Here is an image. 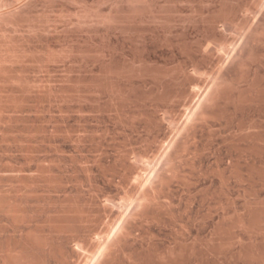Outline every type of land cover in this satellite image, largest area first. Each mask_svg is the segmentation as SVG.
Listing matches in <instances>:
<instances>
[{"label":"rangeland","instance_id":"374dc122","mask_svg":"<svg viewBox=\"0 0 264 264\" xmlns=\"http://www.w3.org/2000/svg\"><path fill=\"white\" fill-rule=\"evenodd\" d=\"M1 1L0 42L26 52L0 73V194L23 198L29 220L0 214V237L38 228L73 250L63 264L113 239L112 264H264L259 0H226L227 22L221 0ZM219 70L234 85L200 117Z\"/></svg>","mask_w":264,"mask_h":264},{"label":"bare ground","instance_id":"6f19581e","mask_svg":"<svg viewBox=\"0 0 264 264\" xmlns=\"http://www.w3.org/2000/svg\"><path fill=\"white\" fill-rule=\"evenodd\" d=\"M134 1V0H133ZM136 1V0H135ZM217 1V0H216ZM219 1V0H218ZM222 2L224 1V0H221ZM227 1H229V0H227ZM235 1V0H234ZM1 2H3V0L1 1ZM13 2V1H12ZM132 2V1H131ZM140 2V1H139ZM220 2V1H219ZM219 3V4H221L218 8H216V10L215 9H213V11L215 10V12H216V14H218V15H216L217 16V18L216 19H218V18H220V21L223 19L224 21H226V20H228L231 16H232V14H233V5H234V3L232 4V6H230V3L228 4L227 2H226V0L223 2V3ZM7 3V2H6ZM5 3V4H6ZM232 3V2H231ZM239 3V2H238ZM3 5H5L4 3H2ZM1 4V6H3ZM115 4H116V2H115ZM134 4H136V3H134ZM150 4V3H149ZM236 4H237V2H236ZM10 5V4H9ZM139 5V4H138ZM137 5V6H138ZM142 5V4H141ZM211 5V4H210ZM238 5V4H237ZM257 5H259V7H260V9L262 8V10L263 11H261L262 13H264V0H259L258 1V3L256 4V6ZM262 5V6H261ZM251 6V5H250ZM250 6H248V8L246 7V8H244L245 10H242V11H247V14H248V11L249 12H251V10H250ZM5 7V6H4ZM157 7V6H156ZM210 8V7H209ZM213 8V7H212ZM214 8H215V6H214ZM112 9V8H111ZM142 9V8H141ZM255 9V8H254ZM209 10V9H208ZM120 11V10H119ZM135 11V10H134ZM152 11V10H151ZM211 11V10H210ZM209 11V12H210ZM240 11V10H239ZM12 12V11H11ZM97 12V11H96ZM133 12V11H132ZM208 12V13H209ZM232 12V14H231V16H230V13ZM89 14H90V11L88 12ZM92 13V12H91ZM109 13V12H108ZM111 13V12H110ZM120 13V12H119ZM130 13V12H129ZM251 13H253V12H251ZM250 13V14H251ZM11 14V13H10ZM88 14V15H89ZM95 14V13H94ZM105 14V13H104ZM112 14V13H111ZM131 14V13H130ZM87 15V16H88ZM106 15H109V14H106ZM127 15V14H126ZM211 15H213V14H211ZM234 15V14H233ZM237 15V14H236ZM236 15H234V16H236ZM249 15V14H248ZM264 15V14H263ZM2 15H0V20H2L3 19V17H1ZM29 16V15H28ZM155 16V15H154ZM230 16V17H229ZM234 16H232V17H234ZM108 17V16H107ZM105 18L104 19V21L105 20H109L110 21V19H112V20H117L118 18H119V16L118 15H116L115 14V12H114V14L113 15H111L110 16V19H108V18ZM129 17H131L130 15H129ZM237 17V16H236ZM2 18V19H1ZM16 18V17H15ZM31 18V17H30ZM89 18V17H88ZM100 18H101V20H103L102 18H104V17H102V16H100ZM222 18V19H221ZM235 18V17H234ZM247 18V17H246ZM213 19V18H212ZM216 19L215 20H213L215 23H216ZM231 20H233L232 18H230ZM34 20V19H33ZM112 20H111V22H112ZM120 19H118V21H119ZM150 20V19H149ZM156 20V19H155ZM208 20H209V18H208ZM231 20H229L230 22H231ZM235 20V19H234ZM4 21H6V23L5 24H7V23H12V26H13V24L15 25L16 23H17V21L16 20H13V18H10V16L9 17H7V18H5V20ZM19 21V20H18ZM98 21H100V19L98 20ZM109 21H108V23H109ZM117 21V22H118ZM157 21H158V19H157ZM2 22V21H1ZM227 22V21H226ZM225 22V23H226ZM239 22V21H238ZM19 23V22H18ZM32 23V22H31ZM215 23H212V24H215ZM224 23V24H225ZM102 24V23H101ZM106 24V23H105ZM110 24V23H109ZM114 24H116V23H114ZM119 24H120V22H119ZM207 24V23H206ZM227 24V23H226ZM113 25V24H112ZM11 26V25H10ZM226 26V25H225ZM235 26V25H234ZM211 27V26H210ZM250 27V26H249ZM17 28V27H16ZM230 28V27H229ZM251 30H249V33H250V39H251V42H252V44L253 43H256V42H258V45H259V42L260 41H262V42H260V43H263V41H264V19L262 20V21H258L256 24H253V27H252V25H251ZM119 29V28H118ZM2 34V33H1ZM12 39V38H11ZM213 40H215V38L213 39ZM10 41V40H9ZM14 41V40H13ZM220 42L221 41V43H219L218 44V46L219 47H217V48H220V49H226L227 48V40L225 39V38H220V40H218L217 39V42ZM216 42V41H215ZM17 44V43H16ZM16 44H14V42L12 43V42H0V73L1 72H7V71H9V68H7L6 66L8 65H6L5 66V63L4 62H6V63H8L9 61H16V59L17 60H19V58L22 56V55H24L23 53H25L26 52V49L24 50L25 52H22L23 50H20L17 46H16ZM215 46V45H214ZM255 46V45H254ZM19 47H21V46H19ZM99 48V47H98ZM207 48H208V46H207ZM210 48V47H209ZM216 48V47H215ZM255 48V47H254ZM31 49V48H30ZM100 49V48H99ZM253 49V48H252ZM105 50V49H104ZM222 50V51H223ZM228 50V49H227ZM254 50V49H253ZM32 51V50H31ZM37 51V50H36ZM39 51V50H38ZM38 51H37V53H38ZM54 51V50H53ZM252 51V50H251ZM251 51L246 55L247 57L246 58H248V57H250V55H251ZM98 52V51H97ZM209 52V51H208ZM27 53H28V51H27ZM36 53V52H35ZM67 53V52H66ZM71 53V52H70ZM210 54V53H209ZM253 54V53H252ZM28 55H29V53H28ZM38 55H40V54H38ZM43 55H44V53H43ZM105 55V54H104ZM36 56V55H35ZM254 56V55H253ZM253 56H251V57H253ZM24 57V56H23ZM52 58H53V56H52ZM245 58V57H244ZM244 58H241V60H243ZM20 59H22V58H20ZM25 59V58H24ZM38 59V58H37ZM248 60V59H247ZM252 60H254V58H252ZM245 61V60H244ZM244 61L242 62V65H244ZM19 62V61H18ZM3 64H4V66H3ZM13 64V63H12ZM247 64V63H246ZM250 64V63H249ZM9 65H10V63H9ZM127 65V64H126ZM136 65V64H135ZM140 65V64H139ZM13 66H14V64H13ZM245 66V65H244ZM106 67V66H105ZM113 67H115V66H113ZM133 67V66H132ZM138 67H140V66H138ZM142 67V66H141ZM120 68V67H119ZM131 68V67H130ZM129 68V69H130ZM11 69V68H10ZM117 69H118V67H117ZM133 69H134V67H133ZM135 69H136V67H135ZM134 69V70H135ZM139 69V68H138ZM137 69V70H138ZM142 69V68H141ZM148 69V68H147ZM119 70V69H118ZM132 70V69H131ZM136 70V71H137ZM121 71H122V69H121ZM130 71V70H129ZM147 71V70H146ZM105 72H106V74H111L112 72H116V69H114V68H111V67H109V68H107L106 70H105ZM123 72V71H122ZM143 72V71H142ZM128 73V72H127ZM130 73V72H129ZM141 73V72H140ZM145 73V72H144ZM147 73V72H146ZM145 73V74H146ZM12 74V73H11ZM119 74H120V70H119ZM135 74V73H134ZM137 74V73H136ZM138 74H139V72H138ZM148 74V73H147ZM93 75V74H92ZM96 75V74H95ZM103 75V74H102ZM112 75V74H111ZM125 75V74H124ZM127 75V74H126ZM144 75V74H143ZM15 76V75H14ZM21 76V75H20ZM112 76H114V73H113V75ZM140 76H141V74H140ZM256 76V75H255ZM118 77H120V76H118ZM160 77H162V76H160ZM168 77V76H167ZM17 78V77H16ZM100 78V77H99ZM113 78V77H112ZM237 78V77H236ZM1 79V78H0ZM105 79V78H104ZM154 79V78H153ZM158 79V78H157ZM164 79V78H163ZM3 80V79H2ZM13 80V79H12ZM15 80V79H14ZM92 80V79H91ZM108 80V79H107ZM7 81V80H6ZM94 81V80H93ZM99 81V80H98ZM234 81H235V78L233 79L232 77H228L227 75H225L223 72H222V70H219V72H218V74H217V81L215 82V85H214V87H213V89L209 92V94L206 96V98L204 99V101H201L199 104H198V108H199V112L198 113H200V117L201 116H203V115H201V114H204L205 113V110L204 109H202V107H204V106H207V105H205V104H211V105H213V103L214 104H216L215 102H217V100H220L221 101V97L225 94V90L226 89H228L229 88V86H231V85H234L233 83H234ZM252 81V80H251ZM17 82H18V80H17ZM95 82V81H94ZM97 82V81H96ZM250 82V81H249ZM248 82V83H249ZM256 81H254V83H255ZM1 83V82H0ZM11 83V82H10ZM86 83V82H85ZM263 83V82H262ZM91 84H92V82H91ZM108 84V83H107ZM251 84H253L252 82H251ZM250 84V85H251ZM258 84V83H257ZM259 84H261V83H259ZM110 85V84H109ZM235 85H237L236 83H235ZM12 86V85H11ZM255 86H256V84H255ZM111 87V86H110ZM113 87V86H112ZM116 87V86H115ZM232 87H235V86H232ZM238 88H239V86H237ZM236 87V88H237ZM251 87H253V86H251ZM250 87V88H251ZM257 87H259L258 85H257ZM98 88V87H97ZM108 87H106V89H107ZM249 88V89H250ZM109 89V88H108ZM113 89V88H112ZM112 89H110V90H112ZM116 89V88H115ZM235 88H233L232 90H234ZM253 88H251V90H252ZM120 90V89H119ZM231 90V91H232ZM243 91L244 89H240V91ZM246 90H248V88H246ZM239 91V92H240ZM250 91V90H249ZM253 91V90H252ZM257 91V90H256ZM259 91V90H258ZM257 91V92H258ZM262 91V90H261ZM235 92H237V91H235ZM264 92V91H263ZM120 93V92H119ZM122 93V92H121ZM189 93V92H188ZM227 93V92H226ZM246 93V92H245ZM244 93V91H243V94H245ZM248 93V92H247ZM118 94V93H117ZM116 94V95H117ZM191 94H192V92H191ZM190 94V95H191ZM234 94V93H233ZM251 94V93H250ZM228 95H229V93H228ZM231 95H232V92H231ZM248 94H246V96H247ZM252 95H253V93H252ZM239 96H240V94H239ZM238 96V97H239ZM246 96H244V98L246 97ZM257 96V95H256ZM256 96H254V97H256ZM260 96V95H259ZM241 97H242V94H241ZM249 97V96H248ZM220 98V99H219ZM231 98V97H230ZM235 98V97H234ZM9 99V98H8ZM170 99V98H169ZM240 99V98H239ZM243 99V98H242ZM242 99H240V100H242ZM164 100V99H163ZM229 100H231V99H229ZM232 100H233V98H232ZM231 100V101H232ZM236 100H237V94H236ZM240 100L238 101V102H240ZM247 100H249V99H247ZM254 100V99H253ZM230 101V102H231ZM243 101V100H242ZM242 101L240 102V103H242ZM245 101H246V99H245ZM244 101V102H245ZM252 101V100H251ZM256 101V100H255ZM229 101H228V103H230ZM233 102H235V99L233 100ZM249 102V101H248ZM218 103V102H217ZM236 103V102H235ZM17 104V103H16ZM234 104V103H233ZM239 104V103H238ZM238 104L237 105H235V106H237L238 107ZM243 104V103H242ZM241 104H239V106H240ZM210 106V105H209ZM205 108V107H204ZM207 108H208V106H207ZM211 108V107H210ZM216 108V107H215ZM239 109V108H238ZM207 114V113H206ZM206 114H204V115H206ZM216 114V113H215ZM218 114V113H217ZM224 115V114H223ZM213 116V115H212ZM190 120V119H189ZM193 121V120H192ZM191 120H190V122H192ZM189 122V121H188ZM192 124H194V122L192 123ZM2 181V180H1ZM27 183V182H26ZM21 184V183H20ZM139 188V187H138ZM152 188V187H151ZM6 189V188H5ZM152 189H155V187L154 188H152ZM143 190V189H142ZM144 190H145V188H144ZM151 190V189H150ZM138 191V190H137ZM154 192H156V190H153ZM140 192V191H139ZM144 192V191H143ZM146 192V191H145ZM145 192H144V194H145ZM148 192H150L149 190H148ZM143 194V195H144ZM150 194V193H149ZM149 194H146V195H144V197L142 198V200H143V202H146V199H147V197H150V195ZM140 195H142V191H141V194L139 193V195H138V197L140 196ZM149 195V196H148ZM15 195H12L11 196V193H10V195H7V194H5V192H1V194H0V214L2 215V216H4L7 220H10V219H12V220H27L28 218V216H27V211H28V209L25 207V205H24V200H22L23 198H19V197H17V196H15ZM69 197V196H68ZM151 197H154V195L153 196H151ZM156 197V196H155ZM155 197H154V199H155ZM137 198V197H136ZM146 198V199H145ZM135 199V198H134ZM139 199H141V198H138V200ZM145 200V201H144ZM153 200V199H152ZM63 201V200H62ZM140 201V200H139ZM138 201V202H139ZM72 202V201H71ZM142 202V201H141ZM147 202H148V200H147ZM66 203V202H65ZM140 203V202H139ZM152 203V202H151ZM28 204V203H27ZM67 204L68 203H66V206H67ZM144 204L145 203H143V206H144ZM141 205V204H140ZM140 205H139V207H140ZM147 205V204H146ZM143 206L141 207V208H143ZM79 207V206H78ZM77 207V208H78ZM146 207V206H145ZM162 207V206H161ZM63 208V207H62ZM65 208V207H64ZM76 208V209H77ZM69 209V208H68ZM138 209V208H137ZM57 210V209H56ZM66 210V209H65ZM58 211V210H57ZM139 211V210H138ZM29 212V211H28ZM59 212V211H58ZM64 212H66V211H64ZM68 212V211H67ZM140 212V211H139ZM139 212H138V214H139ZM54 213V212H53ZM78 213V212H77ZM136 213V212H135ZM82 214V213H81ZM144 214V213H143ZM0 215V216H1ZM30 215V214H29ZM63 215H64V213H63ZM137 216V215H136ZM30 217V216H29ZM55 217H57L56 215H55ZM60 217V216H59ZM4 218V219H5ZM58 218V217H57ZM50 219V218H49ZM29 220V219H28ZM65 219H62V221H64ZM243 220V219H242ZM48 221V220H47ZM46 221V222H47ZM52 221V220H51ZM58 222V221H60V222H58V223H61V219L60 218H58V219H56L55 220V218L53 219V221H52V223L53 222ZM24 222H26V221H24ZM29 222V221H28ZM32 222V221H31ZM65 222V221H64ZM30 223V222H29ZM51 223V224H52ZM63 223V222H62ZM238 223V222H237ZM55 224V223H54ZM244 224V223H243ZM50 225V224H49ZM56 225V227H57V224H55ZM246 225V224H245ZM244 225V226H245ZM30 226V225H29ZM44 226V225H43ZM59 226V228H60V230H62V229H64V228H62L63 227V224L62 225H58ZM64 226H65V224H64ZM50 227V226H49ZM52 227V226H51ZM30 227H28L27 229H29ZM54 228V227H53ZM59 228L57 227V229L59 230ZM50 230V229H49ZM75 230V229H74ZM1 231V230H0ZM41 230H39L38 228H32V229H29L28 230V232H26L27 234H26V236L24 237V236H22L21 234V236L19 235V238L17 239H15V237H14V239L13 238H6V237H0V264H57V259L59 258V256L60 255H62V257H63V255H66L67 257L68 256H70V255H72V253H73V250H70V248H68V247H65V248H63L62 249V247L60 248L59 247V245H60V243H59V245L55 242L56 240H55V238H53V240L48 236V234L47 233H45V234H43L44 232H40ZM67 231V230H66ZM65 232V231H64ZM4 233V232H3ZM53 233V232H52ZM122 233H123V230H122ZM47 234V235H46ZM59 234V233H58ZM120 234V233H119ZM119 234L117 233V235L119 236ZM116 235V236H117ZM121 235V234H120ZM115 236V237H116ZM10 237H12V236H10ZM51 237H53V236H51ZM119 237H121V236H119ZM117 239H119L118 237H117ZM121 239V238H120ZM118 241V240H117ZM61 242V241H60ZM82 242V241H81ZM119 242V241H118ZM80 243V242H79ZM63 244H64V242H63ZM63 244H61V246L63 245ZM113 244H115V240L113 239V240H111V242L109 243H107L105 246H102L101 247V249H99L98 247H97V249H99V250H97V249H95L96 250V252L94 253V255L92 256V258H91V261H90V263L89 264H112L111 263V258L113 259V257H111V258H109V256L111 255V254H113V253H111L112 251H111V249H112V245ZM66 245H68L67 243H66ZM117 245V244H116ZM76 247V246H75ZM114 248V247H113ZM62 249V250H61ZM93 251V250H92ZM111 251V252H110ZM118 251V250H117ZM116 252V251H115ZM127 254V253H126ZM114 255V254H113ZM66 256H65V258H66ZM112 256V255H111ZM62 257H60V258H62ZM64 258V257H63ZM164 258V257H163ZM262 258V257H261ZM67 259V258H66ZM65 259V260H66ZM116 259V258H115ZM114 259V260H115ZM64 260V261H65ZM63 260L62 259H60V262H62ZM59 261H58V264L60 263ZM62 264H63V262H62ZM88 264V263H87Z\"/></svg>","mask_w":264,"mask_h":264}]
</instances>
